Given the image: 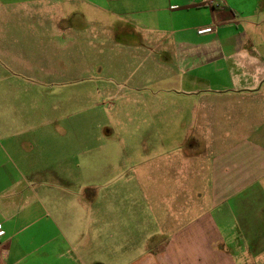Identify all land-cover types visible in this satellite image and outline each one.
<instances>
[{
  "label": "crops",
  "instance_id": "crops-1",
  "mask_svg": "<svg viewBox=\"0 0 264 264\" xmlns=\"http://www.w3.org/2000/svg\"><path fill=\"white\" fill-rule=\"evenodd\" d=\"M106 36L156 49L210 135L201 165L184 142V161H164L175 189L161 207L153 191L134 201L132 174L115 192L130 204L108 207L48 168L75 98L43 87L89 73ZM0 226V264H264V0H0Z\"/></svg>",
  "mask_w": 264,
  "mask_h": 264
},
{
  "label": "rangeland",
  "instance_id": "rangeland-1",
  "mask_svg": "<svg viewBox=\"0 0 264 264\" xmlns=\"http://www.w3.org/2000/svg\"><path fill=\"white\" fill-rule=\"evenodd\" d=\"M98 40L106 46L98 52L86 50L89 73L79 66L76 68L83 75L72 86L43 87V94L72 92L75 98L73 118L68 124H59V133L54 135L59 158H64L61 153L64 148L62 152L67 156L62 162L58 158V165L48 168L60 176L69 175L68 182L58 183L61 189L106 193L108 197L99 201L106 200L108 207L130 204L129 193L120 196L115 192L123 186V175L132 174L135 182L128 183L125 189L138 193L134 201L145 204L153 191L161 207V197L168 186L175 189L169 181L170 174L160 171L164 169V161L178 163L182 157L184 161L182 148L187 145L189 150L209 144L210 135L198 132L193 109L188 119L182 113L180 83L176 78H168L172 72L158 63L161 54L156 49H140L134 53V47L120 43L121 38L106 36ZM202 125L209 128L206 121ZM192 153L194 156L188 160H193L194 165L211 158V155H200L198 149ZM171 168L178 171L179 166ZM203 177L196 185L208 198L213 193L212 186L209 176ZM147 190L149 194L145 193ZM221 200L213 194V203L208 206L211 208Z\"/></svg>",
  "mask_w": 264,
  "mask_h": 264
},
{
  "label": "built area",
  "instance_id": "built-area-1",
  "mask_svg": "<svg viewBox=\"0 0 264 264\" xmlns=\"http://www.w3.org/2000/svg\"><path fill=\"white\" fill-rule=\"evenodd\" d=\"M203 30H206V29H201L200 31H203ZM2 227L0 226V250H1V245H2V242H1V235H2Z\"/></svg>",
  "mask_w": 264,
  "mask_h": 264
}]
</instances>
